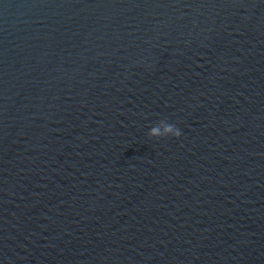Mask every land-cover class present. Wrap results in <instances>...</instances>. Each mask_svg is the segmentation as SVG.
<instances>
[{
  "label": "water",
  "instance_id": "obj_1",
  "mask_svg": "<svg viewBox=\"0 0 264 264\" xmlns=\"http://www.w3.org/2000/svg\"><path fill=\"white\" fill-rule=\"evenodd\" d=\"M0 264H264V0H0Z\"/></svg>",
  "mask_w": 264,
  "mask_h": 264
},
{
  "label": "clouds",
  "instance_id": "obj_2",
  "mask_svg": "<svg viewBox=\"0 0 264 264\" xmlns=\"http://www.w3.org/2000/svg\"><path fill=\"white\" fill-rule=\"evenodd\" d=\"M164 126V131L161 132L159 125ZM181 135V132L178 128H176L174 125L166 123L165 121H160L156 126H153L150 128L148 132V136L150 138H162L166 136H172V137H179Z\"/></svg>",
  "mask_w": 264,
  "mask_h": 264
}]
</instances>
